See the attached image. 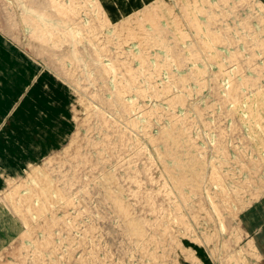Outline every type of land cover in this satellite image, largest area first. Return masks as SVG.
Returning a JSON list of instances; mask_svg holds the SVG:
<instances>
[{
	"label": "rangeland",
	"instance_id": "374dc122",
	"mask_svg": "<svg viewBox=\"0 0 264 264\" xmlns=\"http://www.w3.org/2000/svg\"><path fill=\"white\" fill-rule=\"evenodd\" d=\"M0 264H264V0H0Z\"/></svg>",
	"mask_w": 264,
	"mask_h": 264
}]
</instances>
